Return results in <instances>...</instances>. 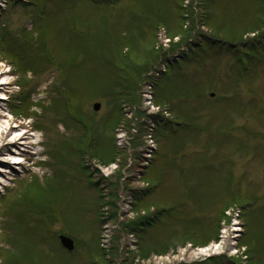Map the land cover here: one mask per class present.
I'll use <instances>...</instances> for the list:
<instances>
[{
    "label": "rangeland",
    "instance_id": "rangeland-1",
    "mask_svg": "<svg viewBox=\"0 0 264 264\" xmlns=\"http://www.w3.org/2000/svg\"><path fill=\"white\" fill-rule=\"evenodd\" d=\"M27 1L0 0V70L9 74V84L0 89L6 99L0 123L7 127L5 142L25 140V147L16 145L18 166L7 169L3 160L11 161L10 155L0 152V264H181L225 250L233 254L240 231L233 234L240 225L234 212L232 227L219 243L235 244L207 247L193 239L182 244L191 229L210 228L223 208L234 205H248L247 235L253 227L257 236L250 239L263 247L258 257L264 260V30L250 38L256 51H248L244 41L236 43L234 29L230 33L237 40L229 38L231 47L220 45L219 34L198 23L203 0H190L186 12L176 8L182 0H116L101 8L89 0ZM226 3L244 7L252 25L258 13L252 2ZM214 11L219 15V8ZM212 18L209 23L217 17ZM165 33L178 46H169ZM78 43L86 44L87 52L76 60ZM166 55L178 63L163 73ZM244 61H250V71L240 78L249 67ZM120 68L125 85L137 90L123 98L117 88L104 90L107 82L117 83ZM98 80L107 81L103 89L90 90ZM116 102L118 110L127 105L122 112L131 111L118 124ZM96 103L99 111L93 110ZM157 115L184 126L172 133V125L160 126L159 131ZM151 121L162 145L151 165L157 169L140 178ZM120 129L129 135V146L118 149L116 163L106 168L91 145L101 150L98 157L101 148L114 151L110 145L115 147ZM130 136L142 143L138 149ZM92 166L99 173L96 180ZM150 185L145 201L134 206L130 191ZM37 188L41 197L31 202L25 191ZM152 209L168 211L160 222L168 228L156 223L140 238L122 234L121 225L148 217ZM252 215L259 220L252 221ZM60 235L74 241L72 253L62 248ZM166 240L173 243L168 254L143 260L142 243ZM215 261L230 264L224 258Z\"/></svg>",
    "mask_w": 264,
    "mask_h": 264
},
{
    "label": "trees",
    "instance_id": "trees-1",
    "mask_svg": "<svg viewBox=\"0 0 264 264\" xmlns=\"http://www.w3.org/2000/svg\"><path fill=\"white\" fill-rule=\"evenodd\" d=\"M247 1L252 2V6L253 7L255 6L258 9V13L255 14V20L252 23V25L249 24V22H248L249 15H246L249 12L247 10H245L244 7L240 6L238 8L237 7L233 8L229 4L226 3V0H212V1L211 0H207V1L203 0V4L205 5V7L203 8V12H202L203 17H199V19H200V21H202V23L205 27H208V28L211 27L214 31H216L219 34L217 36H219V38H221L222 41L229 42L228 41L229 38H234V42H236V40L238 39L239 41H237L236 43H239L240 41H244L243 37L246 34L263 32V30H264V0H257V3L255 2V0H247ZM219 2H221V3H219ZM217 3H219L218 4L219 6H217ZM216 8H219V10H220L219 15L214 13L215 12L214 10ZM251 12H252V10H251ZM188 15H189V13H188ZM212 16L217 17L215 19L216 21H214L213 23H209L210 20H213ZM232 22H233V24H232ZM230 24L234 25V28ZM249 26H252V27H249ZM230 28L234 29L235 33L239 35V37L237 39H236V36L234 34L230 33V30H231ZM37 29H39L38 31H40L41 27L37 28ZM220 36H222V37H220ZM262 36L264 37V34H262ZM263 41H264V38H263ZM250 42H251V40L250 41H244L243 48L244 49L249 48L250 50L246 49L248 51H255V50H253L254 44H251ZM77 47H79V49L76 52L82 51V55L86 54V52H87L86 48H82L79 44H77V46L75 48H77ZM70 48H72V46H70ZM74 52H75V49H74ZM251 56L254 57V55H251ZM119 72H120V70L117 73V75H118L117 83L120 85L121 88L116 91V92H118L116 94L119 95L120 98L124 97L125 92H130L131 94H135L137 91L136 88L131 84L126 86L125 85V79L126 78H124V72L123 73H119ZM98 81H100V80H98ZM100 82L101 83L98 84L97 88L90 89V90H92V91L100 90L102 88L101 87L102 84H104V81H100ZM109 87H110V82L104 87V90H107ZM121 89H123V90H121ZM92 91H88V92L90 93V95L95 96L96 94L92 93ZM53 104L55 106L54 108H57V106L55 105V102H53L52 105ZM91 149H93L94 152L97 153L96 155H94V158L98 159V162H101V164H103V165H107V164L115 161V159H116V154L114 156V151H112V149L110 150V148H109V151H106L103 148H101L102 149V156L101 157L97 156V155L101 154L100 153L101 150L99 152H97L94 149V145H91ZM25 193H27L26 195H27L28 199L31 200V202H37L38 199L41 197V193H40L39 188H37L35 191H33V193L28 192V191H25ZM34 206H36V205L34 204ZM153 216H154L153 218H151L149 216L146 218H142L141 220L135 221L128 226H125L124 227L125 233H128V234L134 233L138 236V238H140V237H142L141 235L142 234L144 235L149 228L155 226L156 223L162 222L163 218H165L167 216V212L165 210L159 212V210H158L157 213L153 214ZM219 218L220 217H218L216 219V222L213 225H211L210 228L202 229L204 231H201L197 227H194L193 229H191V232L185 234V237L188 238L189 242H192L194 240L196 242L195 245H206L208 242L215 239L218 235ZM259 218H256L255 215L251 216L252 221H255V220L257 221V220H259ZM179 219H180V217H179ZM252 221H250V222H252ZM173 223L174 222L172 221V225H173ZM179 223H180V221H178V224ZM160 224H161L159 226L160 229H162V228L164 229V228L169 227L163 223H160ZM251 229H250L249 235H247L248 233H246V235L243 238L244 241L242 239V242H241L243 246H247L249 248L250 258L248 260V264H264V260H262L258 257L260 255L261 250H263V247L261 248V245L258 244L255 239H253V238H256L257 233L255 230H253V227H251ZM250 237H253V238L250 239ZM260 239H262V237ZM258 242H259V240H258ZM155 243L153 242L150 245L149 244L147 245V243L146 244L142 243V245L139 246V248H140L139 251L141 252V254H142L141 257H143V259L152 255V254L153 255H157V254L163 255L165 252H167V250H168V248H170V246L173 247V243H170L169 240L162 242V245H159V244L156 245ZM183 243H185V242H183ZM102 256L104 257V255H102Z\"/></svg>",
    "mask_w": 264,
    "mask_h": 264
},
{
    "label": "bare ground",
    "instance_id": "bare-ground-1",
    "mask_svg": "<svg viewBox=\"0 0 264 264\" xmlns=\"http://www.w3.org/2000/svg\"><path fill=\"white\" fill-rule=\"evenodd\" d=\"M8 77H9V74L6 71H1L0 70V82H1L0 83V89H2V90L5 89V86H7L9 84V82H8L9 78ZM4 99H5V97H0V107L2 106ZM1 119H2V116L0 115V120ZM4 127H5V123L4 124L0 123V152L4 151V152L9 153L10 157L8 159H10L11 161L3 160V162L8 165L7 169H10L13 166L20 165V163H21L20 151L21 150L16 148V145H21L23 147L24 146L23 142L25 140H24V138H18L17 137L14 140H11L9 142H5L6 138H7V127H5V128ZM16 132L17 131H14L13 133H16ZM17 142H21V143L19 144ZM237 231H239V225H235L234 230H233V234H235ZM234 241L233 242L232 241L228 242V241L223 240L219 244L217 242H214V246H219V245L224 244L223 247H226L228 245L235 244Z\"/></svg>",
    "mask_w": 264,
    "mask_h": 264
},
{
    "label": "water",
    "instance_id": "water-1",
    "mask_svg": "<svg viewBox=\"0 0 264 264\" xmlns=\"http://www.w3.org/2000/svg\"><path fill=\"white\" fill-rule=\"evenodd\" d=\"M98 109H99V105H95V110ZM61 243L69 251H72L74 248L73 242L69 238L61 237Z\"/></svg>",
    "mask_w": 264,
    "mask_h": 264
}]
</instances>
